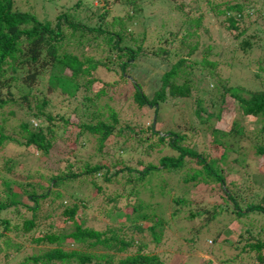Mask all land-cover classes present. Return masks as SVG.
Returning <instances> with one entry per match:
<instances>
[{
    "label": "rangeland",
    "instance_id": "1",
    "mask_svg": "<svg viewBox=\"0 0 264 264\" xmlns=\"http://www.w3.org/2000/svg\"><path fill=\"white\" fill-rule=\"evenodd\" d=\"M213 1L215 3L210 5L207 0H14L17 9L31 13L42 21L54 19L55 15L64 12L90 28L99 25L108 27L113 21L117 23L118 17L129 15L126 33L118 45H130L134 49L139 46L142 52L139 51L123 72L112 60L116 58L117 49L112 46L115 36L108 40L105 33L90 30L85 32L84 39L86 36L89 38L85 42L67 37L61 41L60 52L74 53L81 59L88 58L97 63L85 76L90 78V83L84 86L85 90L82 86L78 87L74 96L62 92L58 86L49 92L45 83L49 71L46 70L44 81L34 87L27 97L32 106L30 110L22 111L18 104L0 109L3 113L0 117L11 109L15 112V119L27 117L33 126L35 123L39 125L40 120L32 116L36 112L34 95L46 93L49 101L44 110L53 117L52 134L46 135L52 143L47 153L32 146L25 147L15 140L8 141L0 149V171L8 184L9 181L14 182L13 190H20L17 185L26 182L40 181L45 184V178L51 174L82 173L94 164H102L104 168L100 171L82 173L83 180H66L63 192L73 198L63 197V201L68 204L78 201L75 218L82 223V227L98 231L117 230L124 240L133 238L135 243L131 248L119 255L134 253L136 244L143 241L145 246L141 252L158 255L164 264H260L254 250L248 247L242 249L249 234L240 233L245 222L253 219L252 228L258 225L264 227V215L258 213V218H255L257 215L252 213L249 216L253 219L250 217L239 224L235 218L228 224H223L225 220L209 221L204 212L189 216L190 210H210L215 204L223 202L220 191L212 189L210 177L205 179V175L196 170L201 168L199 164L202 162L197 164L194 158L185 155L184 164L172 177L162 169L150 174L149 178L137 179L134 171L128 170L129 167L142 169L146 162H154L161 168L162 156L179 154L166 141L155 143L156 135L147 130L153 122L160 135H166L169 130L183 135L177 143L198 152L207 164L221 155L223 145L229 146L231 149L225 155L226 162L218 163V171L227 180L225 186H238L236 192L240 196L237 200L243 208L249 201L260 200L264 189V161L255 151L256 145L264 144V131L256 116L241 115L230 88L237 87L244 96L249 91L264 90V2L249 4L247 12L251 15L245 13L236 21L237 28H229V21L224 20L225 14H234V10H227L226 6L236 0ZM202 11L207 14L199 20V25H190L189 21ZM243 28L242 35L235 38L234 34ZM66 30L68 36L70 29ZM243 38L251 39L249 47H241L240 40ZM190 47L193 48L191 52ZM179 58L185 59L182 67L187 66L186 70L190 67V72L183 69L184 73L175 76L174 81L178 85H189L188 94L167 96L158 106L157 114L152 106H139L133 97L131 80H135L151 97L160 86L163 72ZM122 74H125L124 78ZM38 89H41L40 93ZM101 91L104 93L97 97L96 94ZM15 95L20 100L22 92L15 91ZM199 102L203 110L196 111ZM75 106L83 108L84 114L75 116ZM113 111L117 119L101 142L100 130L92 133L85 129L77 135V123H111L108 114ZM66 113L75 124L61 119ZM236 121L241 132L234 139L222 137L221 140L213 133V129L228 131ZM16 123L9 120L8 132L17 138L19 127ZM44 124L49 122L45 119ZM214 135L219 142L214 141ZM104 171L110 177L108 180L103 178ZM186 173L196 179L188 183L176 179V176ZM92 179L100 189L96 190L89 184ZM6 187V183L0 182V197L8 189ZM143 187L146 188L142 190ZM56 188L64 187L60 184ZM161 189H168L169 194L160 195L158 191ZM171 197L184 200L177 206L179 211L176 216L171 214L175 208ZM139 198L143 199V206H149L146 208L150 209L145 211L148 214L151 213V202H160L154 213L164 223L156 228L157 232L162 230L156 243L147 228L153 219H133L124 214V211L131 212V204ZM64 202H56L53 209L47 208V201L43 202L35 216L39 225L29 232L9 231L0 223V232H5L4 236H0V264H32L30 258L33 255L44 252L53 244L31 242L30 235L36 236L41 230L49 231V222L54 232H69L72 223L60 214ZM18 209L22 212L18 216L31 217L23 208ZM13 210L2 211L0 218L8 217L11 225L19 226L21 221ZM116 211L120 215H116ZM137 224L140 230L136 228ZM197 228L199 231L196 233ZM259 237L264 239V228ZM67 242L62 244L64 249L85 250L93 255L92 260L104 259L108 257L106 253H111L100 244L78 247ZM53 264L91 263L71 259L66 262L58 260Z\"/></svg>",
    "mask_w": 264,
    "mask_h": 264
},
{
    "label": "trees",
    "instance_id": "2",
    "mask_svg": "<svg viewBox=\"0 0 264 264\" xmlns=\"http://www.w3.org/2000/svg\"><path fill=\"white\" fill-rule=\"evenodd\" d=\"M210 5H213L215 2L213 0H207ZM224 1V0H223ZM55 2V1H54ZM258 2H264V0H236L233 4L226 6L227 10H234V14H225L224 20L229 21V28H237L236 21L241 19L245 13L246 15H251V12H247V7L249 4L255 5ZM123 3V1H122ZM134 3V2H131ZM217 5V4H215ZM214 8V6H212ZM205 13V14H203ZM207 13L200 12L196 17L189 21L190 25L196 24L199 25V20L203 18ZM130 19L129 15H124L117 18V23L114 21L112 25L108 27L97 26L96 28L86 27L83 24L77 22L73 19L72 16L66 13H60L55 15L54 19L42 21L38 19L31 13L17 9L14 6V0H0V109L9 104H18L22 107V111L30 110L32 108L30 101L28 100V95L31 93L34 87L37 88V85L44 81L45 71L48 70L49 73L46 77L45 83L48 84L47 89L49 92H53L55 87L68 94L69 96L75 94L78 87H86L90 83V78H85L86 75L90 74V69L95 68L97 62H92L88 58L81 59L76 54L58 50L61 41L66 37L76 38L79 42H85V32L90 30H95L97 33H105L108 36V40H112L114 36L116 37L113 47L116 50V58L113 59V62H116L117 65L123 72H126V67L131 64V60L138 56L140 47L134 49L129 46H119L118 43L123 38V35L126 33L127 29L126 22ZM246 28V27H245ZM70 29V32L67 36V30ZM244 28L238 33L234 34V37L242 35ZM77 33V35H75ZM84 39V40H83ZM240 45L242 48L249 47L251 45L250 38H243L240 40ZM196 44L194 45V47ZM193 50L190 47V52ZM142 52V51H141ZM147 52V51H145ZM163 53L167 51L163 50ZM126 56V57H125ZM185 63L184 58H179L170 68L163 72L161 75V82L159 88L150 96L144 93L140 85L135 81L131 80V86L134 89L133 97L136 103L139 106L149 105L155 109L157 114L158 106L161 102L165 101L167 96L181 95L185 96L189 92V85L180 84L178 85L174 81V77L180 74H183L184 71L190 72V67L186 70L187 66L184 68L182 64ZM68 71H67V70ZM122 78L125 77V74L121 75ZM233 95L238 103L239 109L242 116L253 115L256 116L257 120L261 122V130L264 131V90L263 91H249L247 96H244L239 92L240 90L235 88H230ZM39 93L41 89H38ZM15 91L22 92L20 100H18ZM229 91V90H228ZM104 93L101 91L97 93V97L100 94ZM33 96V94H32ZM35 108L36 112L32 113V116L38 118L40 124L33 126L31 120L27 117L15 119L14 110L9 109L6 112V115L0 117V149L6 145L8 141L15 140L19 144H23L25 147H34L36 150H40L42 153H47L49 148L51 149L52 143L51 139L48 138L47 134H52V115L44 110V106L48 103V98L46 93L42 95H34ZM23 103L25 104L23 107ZM75 116L79 113L84 114L85 110L79 106L74 107ZM203 110V107L198 103V108L196 111ZM3 114L0 112V115ZM69 113L64 114V118L61 119L64 122L73 124L68 117ZM31 116V114H29ZM108 117L111 119V123L98 121L96 123L91 122H81L77 123V135L80 134L83 130L88 132H97L101 131L102 136L99 140L102 141L105 138L111 129L113 124L116 121L115 112H110ZM45 119L49 124H44ZM9 120H15L16 126L19 127V135H12L8 132ZM156 123V121H154ZM75 124V123H74ZM238 122H234L232 127L228 131H220L219 129H213V133L216 136H219L222 140V137H231L230 140L234 139L236 135L239 136L241 132V127L237 126ZM76 126V125H73ZM153 122L147 127V130L151 135H156L155 143H166L168 146L175 148L179 151L177 156H168L164 155L160 159L161 168L157 166L154 162L144 163L142 169H132L128 168L129 171H134L135 177L137 179L149 178V175L164 169L172 177L174 174L177 175V171L182 167L185 162L184 156H190L194 158L195 162L199 164L200 169L196 170L205 175V179L210 177L212 184V189L219 190L220 196L223 199L222 203L215 204L210 210L203 208L199 212L189 211V216L193 217L197 213H206L209 221L215 219L216 221H223V224H228V221L236 219L239 224L240 221H246L252 213H255V218H258V213L260 216L264 215V189L261 193L260 200L249 201L246 203L245 208H243L239 202L238 198L240 194L236 192L238 186H230L226 184V181L223 174L219 172L218 167L219 162H226L225 155L230 151V147L223 145L221 155L212 160V163H205L202 158H200L198 152L194 151L192 148H189L185 145L181 146L177 142L182 140L183 135L178 134L174 131H168L165 134H159L158 131L154 128ZM220 133H223L220 134ZM214 135V141L217 143L219 140ZM166 141V142H165ZM257 147V148H256ZM256 154L264 161V144L256 145ZM237 159V158H236ZM264 164V163H262ZM104 168L102 164H94L92 167L87 169L83 174L87 172H97ZM68 174H51L45 178V184L40 181L37 182H26L23 184H18L17 186L20 190H13V181H8L4 178L2 172L0 171V182L1 184L6 183L8 188L4 191L3 196L0 198V213L6 209L14 208L16 218L20 219V225L16 226L11 225V221L8 217L0 218V223L3 228L6 230L19 231L24 230L26 232L31 231L36 226L39 225L38 220H36V214L38 209L41 210L40 205L47 201V208H55L53 205L56 202H64L63 197L73 198L70 194H65V182L68 179L73 181L82 179L83 174L81 172H66ZM106 171L103 173V178L108 180L110 177L105 175ZM81 176V177H80ZM168 176V175H167ZM180 177V178H179ZM176 176V179H181L185 183L191 182L196 179L192 174L186 173L184 176ZM169 178V176H168ZM6 179V180H5ZM170 179V178H169ZM81 180V181H82ZM80 182V181H79ZM61 184L64 188H56ZM89 184L95 187L96 190L100 189L96 182L92 179L89 181ZM233 184V183H232ZM146 187H143L145 189ZM160 195L169 194V190H160L158 191ZM77 198V197H75ZM25 199V200H24ZM78 199V198H77ZM171 203L175 206L172 215L176 216L179 208L178 205L182 204L184 200L181 197H171ZM31 201V203H29ZM81 202V200H79ZM143 199H136L131 204V214L124 211L125 216L136 218H143L145 220L153 219L151 225L147 226L149 232L153 237V241L156 243L160 240V234L162 230L159 229V232L156 231L157 227H160L164 221L155 215L154 208L156 205H160V202H151V213L148 214L147 211L150 208L143 206ZM63 209L61 210V216L68 218L71 221L72 229L69 232H60L56 233L52 230V223H47L49 231L41 230L40 234L36 236L30 235V241L41 243L46 242L53 244V246L46 249L44 252H41L37 255H33L30 259L32 264H53L55 261L66 262L72 259V261L87 262L91 264H164L161 259H159L156 254H146L141 252L144 248V242H139L136 244V250L134 253L125 254L124 256L119 255L120 252L126 251L128 248H131L133 245L134 239L124 240L123 237H120L117 230H108V231H98L91 228L82 227V223L75 218V213L78 207V201H74L71 204L64 202ZM50 204V205H49ZM154 205V206H153ZM18 208H23L24 211L31 214V217L28 218L25 215L18 216L21 214V210ZM197 211V210H196ZM116 215H120L119 211H116ZM41 216V214H40ZM249 216V217H248ZM128 217V218H129ZM264 217V216H263ZM251 219H253L251 217ZM67 220V221H68ZM208 220V219H207ZM214 220V221H215ZM208 221V222H209ZM254 221V219H253ZM251 221V222H253ZM251 222H245V226L242 228L243 232L249 234L243 242L242 249L248 247L256 252V259L264 264V239L260 238L263 226H255L257 228H252ZM241 223V222H240ZM241 225V224H240ZM45 227V225H44ZM224 227V225H223ZM138 230L141 229L139 225H136ZM199 231L197 228L196 233ZM109 232V233H108ZM5 232H0V236H4ZM239 233V231H238ZM70 243L78 247H91L96 244H100L106 247L108 250H111V253H106L108 257L104 259H94L92 260L93 255L85 250L72 249L66 250L63 248L62 244ZM212 242V241H211ZM55 244V245H54ZM114 256V258H113ZM260 263V264H261Z\"/></svg>",
    "mask_w": 264,
    "mask_h": 264
}]
</instances>
